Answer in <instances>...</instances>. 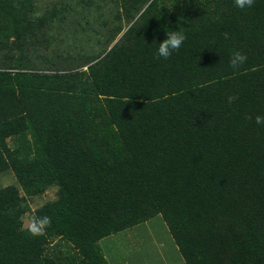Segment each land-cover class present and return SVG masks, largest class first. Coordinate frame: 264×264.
Returning a JSON list of instances; mask_svg holds the SVG:
<instances>
[{"label": "trees", "instance_id": "trees-1", "mask_svg": "<svg viewBox=\"0 0 264 264\" xmlns=\"http://www.w3.org/2000/svg\"><path fill=\"white\" fill-rule=\"evenodd\" d=\"M80 1L0 0V264H109L102 242L158 215L186 264H264V0ZM70 13L82 48L52 50Z\"/></svg>", "mask_w": 264, "mask_h": 264}, {"label": "rangeland", "instance_id": "rangeland-1", "mask_svg": "<svg viewBox=\"0 0 264 264\" xmlns=\"http://www.w3.org/2000/svg\"><path fill=\"white\" fill-rule=\"evenodd\" d=\"M17 1L19 0H8L9 3L15 6ZM70 1L71 0H30V5L34 9L31 15L38 13L39 16H47V14L56 12L57 9H59L60 13L63 9L62 6L68 7L67 5ZM92 1L95 5V0ZM96 1V3H102V0ZM73 2L76 6L73 8V15L79 16V20L84 19V15L80 13L83 3L80 0H73ZM105 10H107V8H105ZM72 13L68 16L66 23L69 29L63 25L65 23H62L60 19L58 22L56 20H51L53 21L52 24L50 23V25L44 27V29H47V35L53 34L56 37V45L51 48L52 50H54V48L62 49L63 47H67L70 48V50L73 49L74 51H78L79 48H82L79 41H76L79 38L73 33V28H71ZM77 23L79 22L77 21ZM79 24L81 25V23ZM61 25H63V27H61ZM77 33L80 37L79 31ZM95 42L96 41H94V43ZM84 48L85 51H90L91 48H96V44H94L93 47L88 46ZM84 69H86V67H84ZM15 180V175L12 172H8L0 177V187L12 184ZM56 197V189L51 188L43 195L30 197L29 200L33 210H35L37 207ZM28 222L29 216L26 217V224H28ZM102 247L109 264H186L178 247L169 234V228L161 215L149 218L131 229L113 234L102 242Z\"/></svg>", "mask_w": 264, "mask_h": 264}, {"label": "clouds", "instance_id": "clouds-1", "mask_svg": "<svg viewBox=\"0 0 264 264\" xmlns=\"http://www.w3.org/2000/svg\"><path fill=\"white\" fill-rule=\"evenodd\" d=\"M234 4L240 9L251 8L254 4V0H234ZM227 35L228 34L225 33L226 38ZM186 39L187 37L182 30L168 32L167 37L158 44L159 46L156 52L157 58L168 59L174 51L179 50ZM247 59L248 57L245 53L237 50L232 53L229 60V65L233 69H238L247 61ZM236 99V96H229L228 102L231 104ZM249 118L251 119V117ZM255 122L258 125H264V116L256 115ZM51 223V217L47 215H32L29 218L26 230L32 236H43L46 234V230L51 226Z\"/></svg>", "mask_w": 264, "mask_h": 264}]
</instances>
